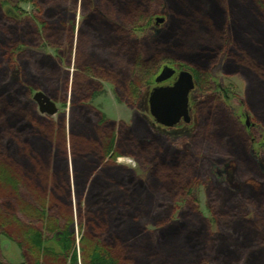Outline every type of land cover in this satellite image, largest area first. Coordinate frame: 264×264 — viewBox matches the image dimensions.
I'll return each mask as SVG.
<instances>
[{
  "label": "trees",
  "instance_id": "obj_1",
  "mask_svg": "<svg viewBox=\"0 0 264 264\" xmlns=\"http://www.w3.org/2000/svg\"><path fill=\"white\" fill-rule=\"evenodd\" d=\"M21 4L35 7L32 19L19 17ZM242 17L264 35V0H0V264H264V171L251 154L264 116L256 73L239 60ZM149 29L154 39L138 42ZM221 63L246 81L249 113L233 112L215 86ZM165 66L190 72L208 95L186 150L140 112L118 123L92 105L108 83L135 109ZM37 92L70 106L58 126L24 103ZM24 157L42 170L35 189ZM230 167L233 181L217 183ZM196 181L209 184L204 213ZM4 239L22 262L6 258Z\"/></svg>",
  "mask_w": 264,
  "mask_h": 264
},
{
  "label": "rangeland",
  "instance_id": "obj_2",
  "mask_svg": "<svg viewBox=\"0 0 264 264\" xmlns=\"http://www.w3.org/2000/svg\"><path fill=\"white\" fill-rule=\"evenodd\" d=\"M21 14H19V17L22 19H32L34 16L36 9L32 4H21L20 5ZM70 12V9H68ZM69 14V13H68ZM18 17V16H17ZM241 18V17H240ZM239 19V18H238ZM237 19V24L240 26V28L243 30V36L241 37L239 41L238 48L241 50V58L239 59L240 62L244 61L247 65L250 66L251 70L256 73V79L254 81V88H253V97H256V101L254 100V107L258 111L260 116H264V35L262 32L259 31L258 28L252 25H248V20H244L243 17L241 20ZM82 21L81 12L79 9V13L76 17V27L80 25ZM161 26H157L155 23L153 25V28L158 29ZM155 29H149L145 32H142L140 34H137L136 40L138 42H141L142 40L146 38L154 39L157 30ZM77 43V36L75 39ZM52 53V52H51ZM9 67H11L12 62H9L7 64ZM3 66V64H2ZM12 74H13V81H19V67L16 65V63L12 66ZM70 73H74V69H69ZM212 78L214 79L215 86L222 90L224 92V96H226L227 104L232 109L233 112H247V105H246V91H247V83L241 76H234V77H227L222 72V63L214 68L211 71ZM171 82H168V85H170ZM104 91L102 94L97 95L94 100L92 101V105L95 106L98 110H100L107 120L116 121L118 123L120 122H126L130 123L135 112H140L143 114L147 119H149L150 122L154 123V120L151 118L150 110H149V96L151 91L157 86L155 83V80L152 81L151 86L142 94L141 99L136 105L135 109H130L126 105L119 102L114 90L111 88V85L108 83H104ZM55 87V85H54ZM57 88L61 90V85H57ZM62 91V90H61ZM60 91V93H62ZM38 93V92H37ZM64 93V92H63ZM207 93L203 92L198 87L195 88V90L191 93L190 101L191 106L194 111L197 106H199L201 103H203L205 100H207ZM34 94L32 95L31 99L25 100V104L28 105L30 103H35L33 99ZM37 111L39 112L38 105ZM59 108V112L53 116L49 117L47 115H42L40 112L39 114L45 118H49L50 120H53L57 126L60 121V117H62L65 113L68 116L69 115V109L70 106L67 105L66 107H63L62 104H57ZM197 115L195 112H193L192 120L193 125L195 126L197 123ZM159 132H161L164 135H168L171 138V141L173 145L177 149L186 150L189 148L191 143V136L193 133L194 128L185 127L183 129H176V130H165L162 127H157ZM157 129V130H158ZM51 129H47V137L50 134ZM258 131V137H260V133H263L264 135V127H260ZM61 132V131H60ZM63 140V139H62ZM61 138L58 139L57 144L62 142ZM46 143V145H45ZM42 145L40 143L39 152L41 153H48L47 148V142ZM59 143V144H60ZM260 143V142H259ZM49 145V140H48ZM257 147L253 149L251 154L258 159V163L260 168L264 171V149L262 151H259ZM261 153H259V152ZM1 155V154H0ZM2 157V156H1ZM32 159V160H31ZM2 161H4L7 165L11 166L14 165L13 163H7L6 158L3 156ZM33 158H26L24 157V179L25 181H28V184L31 186H34V189L36 188L35 180L39 177V172L42 171L41 169H38V163L33 164ZM118 163L120 165H128L133 168H135L138 171L139 176L146 178V174L139 170L137 164L135 161L131 159H120L118 160ZM16 166V163H15ZM37 166V167H36ZM39 170V171H38ZM218 173L215 176V181L217 183L222 182L224 180H227L229 182L233 181V174L234 169L233 168H227L225 171H217ZM43 177V173L41 174V179ZM203 181L201 182H195L193 184V196L197 199L199 202L200 211L202 213L206 212V205H207V186L209 184L203 185ZM29 188H24L25 195H30ZM6 206V205H5ZM6 208L10 211L15 212V207L13 204H7ZM208 214V213H206ZM75 226H77V219L75 221ZM74 226V232L76 233V236L79 235V230L77 227ZM79 237V236H78ZM80 239V237H79ZM4 245V254L7 259H9L12 262H22V256L20 250L14 245L9 243L7 240H3Z\"/></svg>",
  "mask_w": 264,
  "mask_h": 264
},
{
  "label": "water",
  "instance_id": "obj_3",
  "mask_svg": "<svg viewBox=\"0 0 264 264\" xmlns=\"http://www.w3.org/2000/svg\"><path fill=\"white\" fill-rule=\"evenodd\" d=\"M163 22V18L157 19L158 25ZM175 74L174 69L166 66L161 75L157 77L156 83L160 85ZM177 78L173 86L156 87L149 99L151 116L157 124L168 128L175 127L181 121L186 124L191 123L189 103L190 94L195 89L194 79L192 74L187 71L180 72ZM33 99L42 115L53 117L59 112L57 104L44 93H36ZM247 124L249 125V120Z\"/></svg>",
  "mask_w": 264,
  "mask_h": 264
},
{
  "label": "flooded vegetation",
  "instance_id": "obj_4",
  "mask_svg": "<svg viewBox=\"0 0 264 264\" xmlns=\"http://www.w3.org/2000/svg\"><path fill=\"white\" fill-rule=\"evenodd\" d=\"M158 19H160V18H158ZM164 19V22H165V18H163ZM164 22L163 23H161V24H164ZM155 24L158 26V24H157V20H156V22H155ZM161 24H159V25H161ZM166 67V66H165ZM168 67H170V68H172V69H174L175 71H176V74L172 77V78H170L169 80H167V81H165V82H163L164 84H162V86L163 87H170V86H173L174 84H175V82H176V80L178 79L177 77H178V74L180 73V72H182L183 70H180V69H178V68H176V67H171V66H168ZM193 76V75H192ZM193 79H194V77H193ZM168 82H171L170 83V85H168ZM194 83H195V88L197 87V84H196V81H195V79H194ZM195 90V89H194ZM151 94V93H150ZM190 97H191V94H190ZM149 98H150V96H149ZM189 106H190V118H191V123L190 124H185L184 122H180L176 127H174V128H164V127H162L163 129H165V130H168V131H170V130H176V129H183V128H185V127H192V128H194L195 126L193 125V120H192V115H193V109H192V106H191V101H190V103H189ZM243 115H245V125H246V128H254V125L252 124V122H251V119H250V117L248 116V115H246L245 113H243ZM249 120V125L247 124V121ZM260 143H258V146H257V148L258 149H260L259 151H262V149H264V135H263V133H260ZM253 142H255L254 140H253ZM259 153H261V152H259Z\"/></svg>",
  "mask_w": 264,
  "mask_h": 264
}]
</instances>
